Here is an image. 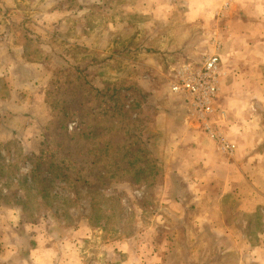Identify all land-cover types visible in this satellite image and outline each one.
Segmentation results:
<instances>
[{
	"label": "rangeland",
	"instance_id": "obj_1",
	"mask_svg": "<svg viewBox=\"0 0 264 264\" xmlns=\"http://www.w3.org/2000/svg\"><path fill=\"white\" fill-rule=\"evenodd\" d=\"M226 1L0 0V264H264V163L240 177L225 112L232 154L171 89Z\"/></svg>",
	"mask_w": 264,
	"mask_h": 264
},
{
	"label": "crops",
	"instance_id": "obj_2",
	"mask_svg": "<svg viewBox=\"0 0 264 264\" xmlns=\"http://www.w3.org/2000/svg\"><path fill=\"white\" fill-rule=\"evenodd\" d=\"M233 1L232 8L221 10L223 26L218 32L223 75L217 104L226 116L222 126L240 146L231 163L242 177V166L264 163V0H255L258 5L253 12L244 13L234 11L241 4ZM195 140L194 158L211 159L212 166L224 164L223 155L216 153V145L199 144V136ZM237 172H229V178L236 179Z\"/></svg>",
	"mask_w": 264,
	"mask_h": 264
},
{
	"label": "built area",
	"instance_id": "obj_3",
	"mask_svg": "<svg viewBox=\"0 0 264 264\" xmlns=\"http://www.w3.org/2000/svg\"><path fill=\"white\" fill-rule=\"evenodd\" d=\"M231 1H226L225 10ZM213 42L216 45L214 53L206 55L201 62L181 64L175 69L171 89L184 95L191 102L194 115L200 120L206 134L220 144L224 152L232 154L236 150V143L232 142L213 121L223 75L220 52L222 41L215 38Z\"/></svg>",
	"mask_w": 264,
	"mask_h": 264
},
{
	"label": "trees",
	"instance_id": "obj_4",
	"mask_svg": "<svg viewBox=\"0 0 264 264\" xmlns=\"http://www.w3.org/2000/svg\"><path fill=\"white\" fill-rule=\"evenodd\" d=\"M96 155V154H95ZM65 158L55 161L54 157L50 158V166L49 169L56 177H60L63 180L70 181V182H78L81 180L80 176H73L71 173L72 163L64 162ZM38 164H41L40 158L37 160ZM93 164H97L96 161H93ZM50 172V173H51ZM2 175V174H1ZM33 181L36 182V178L33 176Z\"/></svg>",
	"mask_w": 264,
	"mask_h": 264
}]
</instances>
